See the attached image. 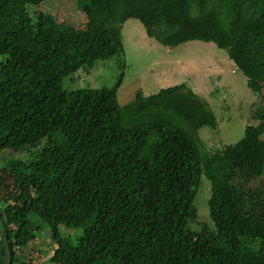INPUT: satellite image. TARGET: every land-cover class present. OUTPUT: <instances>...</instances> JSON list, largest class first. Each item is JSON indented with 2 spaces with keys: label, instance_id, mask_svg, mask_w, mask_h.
Wrapping results in <instances>:
<instances>
[{
  "label": "trees",
  "instance_id": "1",
  "mask_svg": "<svg viewBox=\"0 0 264 264\" xmlns=\"http://www.w3.org/2000/svg\"><path fill=\"white\" fill-rule=\"evenodd\" d=\"M45 1L0 0V151L40 148L14 165L30 193L0 199V264H264V0H91L101 21L44 31L29 7ZM119 11L164 47L200 41L225 51L260 96L257 124L208 153L198 131L216 129V117L185 84L138 89L111 108L126 65L104 21ZM111 47L117 82L85 108L90 118L74 116L62 80ZM108 135L116 152H80ZM202 176L210 233L194 227Z\"/></svg>",
  "mask_w": 264,
  "mask_h": 264
},
{
  "label": "rangeland",
  "instance_id": "2",
  "mask_svg": "<svg viewBox=\"0 0 264 264\" xmlns=\"http://www.w3.org/2000/svg\"><path fill=\"white\" fill-rule=\"evenodd\" d=\"M29 8L32 14L41 13L42 20L46 23L44 31L60 23L81 27L86 22L102 20L99 5L91 0H47L39 6ZM114 8L118 9L117 5ZM120 14L119 11L117 20L109 17V21H104L107 22L106 28L112 29L118 36L126 65L122 83L111 99V108L128 103L138 89L148 95L161 88L185 84L208 103L216 117V129L204 127L198 131L208 153L236 143L243 136L246 126L257 124L252 118V112L256 109L260 96L248 88L246 77L233 67L225 51L218 49L213 43L200 41L164 47L146 36L139 21ZM31 23V30H34L35 19ZM112 47L98 55L92 66L84 67L62 80L61 90L66 93L74 116L80 114L90 118L93 108L91 102L98 98L97 94L113 87L117 82L121 70ZM262 84L264 85V81ZM261 94L264 97V88ZM85 108L91 110L87 111ZM105 120L109 129L113 118ZM112 137L113 135H108L91 149L82 148L80 152L90 153V158L98 155L101 157L108 151L116 152L120 143L118 138L112 141ZM39 149L37 146L18 151H0V199L8 202L30 193L26 189L25 180L20 176L22 169L14 165L18 161L25 163L24 161L30 160ZM209 195L210 183L202 176L193 202L198 219L194 227L200 228L202 232L207 230L208 233L212 228L211 220L208 219ZM60 230L63 234H73L70 228L61 227ZM38 236L41 240L40 247L47 244L45 231Z\"/></svg>",
  "mask_w": 264,
  "mask_h": 264
},
{
  "label": "water",
  "instance_id": "3",
  "mask_svg": "<svg viewBox=\"0 0 264 264\" xmlns=\"http://www.w3.org/2000/svg\"><path fill=\"white\" fill-rule=\"evenodd\" d=\"M8 251H9V254H10V248L8 246ZM8 264H11V258L8 260Z\"/></svg>",
  "mask_w": 264,
  "mask_h": 264
}]
</instances>
